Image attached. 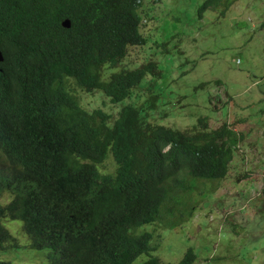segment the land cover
Wrapping results in <instances>:
<instances>
[{"label": "trees", "instance_id": "1", "mask_svg": "<svg viewBox=\"0 0 264 264\" xmlns=\"http://www.w3.org/2000/svg\"><path fill=\"white\" fill-rule=\"evenodd\" d=\"M142 1L0 0V195L11 194L0 219H19L32 247L53 250L52 264H131L140 254L138 264H192V247L175 263L161 262L150 254L152 233L140 227L174 211L190 217L186 178L223 179L234 156L239 134L225 123L211 129L198 116L196 126L178 130L149 117L160 111L149 87L160 71L154 60L114 69L130 47L145 43ZM230 1L203 0L196 14ZM102 68L110 71L104 78ZM144 80V105L125 103ZM78 88L121 103L116 117L86 108ZM108 156L112 173L98 167ZM45 211L52 225L38 227L43 222L34 218ZM46 233L52 236L43 241ZM8 240L0 225V247ZM73 241L84 250L80 259L72 247L69 254Z\"/></svg>", "mask_w": 264, "mask_h": 264}, {"label": "rangeland", "instance_id": "2", "mask_svg": "<svg viewBox=\"0 0 264 264\" xmlns=\"http://www.w3.org/2000/svg\"><path fill=\"white\" fill-rule=\"evenodd\" d=\"M202 1L143 0L139 29L145 43L130 47L114 69L151 58L160 70L148 77L152 93L159 94L160 111H149V117L183 129L205 116L211 126L227 123L239 138L223 179L190 180V218L178 226L179 218L173 219L172 228L151 223L140 229L152 233L150 244L156 248L150 254L161 262L175 263L192 247V264H264V0H231L226 8H206L198 17ZM109 72L102 68L101 77ZM144 82L125 103L144 105L149 95ZM74 94L86 108L100 106L112 118L121 104H110L97 91L86 94L78 88ZM98 167L111 173L114 163L108 156ZM237 175L242 177L236 180ZM8 198L3 194L0 201ZM3 225L17 246L0 252V258L11 264L43 263L48 250L27 247L17 220L6 219ZM145 257L140 254L131 264Z\"/></svg>", "mask_w": 264, "mask_h": 264}, {"label": "clouds", "instance_id": "3", "mask_svg": "<svg viewBox=\"0 0 264 264\" xmlns=\"http://www.w3.org/2000/svg\"><path fill=\"white\" fill-rule=\"evenodd\" d=\"M1 54V53H0ZM2 57V56H1ZM2 60V59H1ZM1 60H0V62H1ZM166 116V115H165ZM164 117V116H163ZM197 118V117H196ZM196 118H195V120H194V123H192L190 126L188 125V126H186L185 128H183V129H187V128H189V127H194V126H196L195 124V122H196ZM207 123H208V128H211V129H213V128H216V127H218L220 124H218V125H216V126H211L210 124H209V122H208V119H207ZM222 123H225V122H222ZM226 125H227V123H225ZM165 126V125H164ZM165 127H170V126H165ZM170 128H173V127H170ZM173 129H177V128H173ZM183 129H178V130H183ZM228 129H230V130H232L229 126H228ZM233 131V130H232ZM234 132V131H233ZM235 133V132H234ZM235 135H237V133H235ZM0 161H4V156L2 155V153L0 152ZM115 167V166H114ZM113 171H114V169H113ZM112 171V172H113ZM111 172V173H112ZM187 179V181L190 183V180H200V181H202V180H204V179H193V178H186ZM191 184V183H190ZM191 188H194V186H192V184H191V186H190ZM190 190H192V189H190L189 188V190H188V192H189V194H188V197H190ZM3 194H8L9 195V198L5 201V202H1L0 201V204H2V205H5L6 203H8L9 202V200L11 199V194L9 193V192H7V191H4V192H2L1 193V195H0V198H1V196L3 195ZM182 197V196H181ZM182 198H184V197H182ZM189 203H191V199L189 198V200H187V209H190L191 210V208H192V206H189ZM191 207V208H190ZM191 212V215H192V211H190ZM53 218V215L51 214V213H48L47 211H45L44 213H42V214H40V215H38V216H36L35 218H34V220H38V221H41V222H43V223H41L38 227H42V226H44V225H47L48 224V226H51L52 225V223H51V221L52 220H50V219H52ZM161 218H162V220L160 221V224H162L165 228H167L168 226H167V223H172V221H173V219H175V218H179V220H178V222H177V226L179 225V223L181 222H184L185 220H187L188 218H190V217H188L187 219H183V218H185V215L184 214H182V215H179V216H177V212L176 211H174V216L173 217H171V218H168L166 215H162L161 216ZM6 219H9V220H17L18 221V228H20V229H22V231H23V233H24V230H23V228H22V226H21V221L19 220V219H17V218H10V217H8V216H5L4 218H1L0 219V225L2 226V227H4V225H3V223H4V221L6 220ZM183 219V220H182ZM33 220V221H34ZM35 222V221H34ZM180 223V224H181ZM176 226V225H175ZM174 226V227H175ZM37 227V228H38ZM5 228V227H4ZM6 229V231H7V233L9 234V240L8 241H6V242H2V244H1V247H0V252H6V251H8L9 249H11V248H16V246H17V244L15 245V243L14 242H12V241H14V238L12 237V234L10 233V231L7 229V228H5ZM145 230V229H144ZM25 234V236L27 237V240H28V242H27V247H30L31 249H34V250H41V249H44V248H46L48 251L45 253V255H43V263L42 264H44V256H45V258H46V261H45V264H52V261H53V258H54V256H55V254H54V252H53V250L50 248V247H44V248H40V249H36V248H34V247H32L31 245H30V242H29V237H28V235L26 234V233H24ZM42 235V232L40 233V236ZM44 236H46V238L45 237H42L41 239L43 240V241H47V240H50V238H51V236H52V233H46V234H43ZM50 236V237H49ZM152 239V238H151ZM75 242H77V241H73L72 243H71V245H70V248H69V254H70V250H71V247H72V245L75 243ZM15 245V246H14ZM152 245V244H151ZM83 252H84V250L83 249H78L77 247H76V245H74L73 247H72V256L73 257H75L76 259H80L81 258V256H82V254H83ZM1 259H3V258H1ZM4 259H6V258H4ZM11 262V261H10ZM163 263H165V262H163Z\"/></svg>", "mask_w": 264, "mask_h": 264}, {"label": "water", "instance_id": "4", "mask_svg": "<svg viewBox=\"0 0 264 264\" xmlns=\"http://www.w3.org/2000/svg\"><path fill=\"white\" fill-rule=\"evenodd\" d=\"M62 24H63V26H67V21L66 20H64L63 22H62ZM2 59V57H1V54H0V60Z\"/></svg>", "mask_w": 264, "mask_h": 264}]
</instances>
